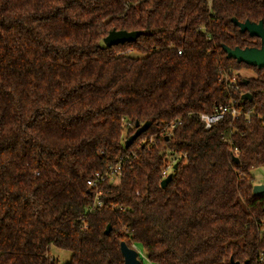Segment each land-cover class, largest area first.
I'll use <instances>...</instances> for the list:
<instances>
[{"label": "trees", "instance_id": "1", "mask_svg": "<svg viewBox=\"0 0 264 264\" xmlns=\"http://www.w3.org/2000/svg\"><path fill=\"white\" fill-rule=\"evenodd\" d=\"M232 18L264 24V0H0V264H123L122 241L152 264H256L264 67L226 57L260 45ZM110 30L141 34L107 47ZM230 99L241 113L205 130Z\"/></svg>", "mask_w": 264, "mask_h": 264}, {"label": "water", "instance_id": "2", "mask_svg": "<svg viewBox=\"0 0 264 264\" xmlns=\"http://www.w3.org/2000/svg\"><path fill=\"white\" fill-rule=\"evenodd\" d=\"M233 24L238 27L239 32H247L251 37H258L260 39V45L257 47H244V48H230L226 45H222L223 52L226 53L227 58L234 59L237 63L243 62L246 65L253 66L255 68L264 67V24L262 20L258 22H251L249 20L238 22L236 19L232 18ZM141 34L140 31H116L110 30L108 34L102 39L105 46L123 44L125 41H135L136 38ZM243 98L250 99V94L248 92L242 95ZM150 122H145L143 125L138 126L136 123L137 129L133 134L128 136V139L124 142V145L128 147L129 144L137 138L138 135L144 132L147 129ZM235 162L238 161L236 157L233 158ZM176 168V164H173V169ZM171 180V174H168L164 177L160 186L165 187L167 183ZM253 194L264 195V182L261 184H255L252 188ZM110 225H107L104 229V234H107L110 231ZM119 251L123 257V264H142V262L137 258V253L134 249L129 248L125 242H120ZM245 261L240 263L235 261L232 257L229 259V264H247Z\"/></svg>", "mask_w": 264, "mask_h": 264}, {"label": "built area", "instance_id": "3", "mask_svg": "<svg viewBox=\"0 0 264 264\" xmlns=\"http://www.w3.org/2000/svg\"><path fill=\"white\" fill-rule=\"evenodd\" d=\"M221 76L228 86L233 87L234 90H238V86L236 85L237 77L232 71L227 73L226 71L221 70ZM240 113L241 112L237 106V102L234 99H230L228 103L214 107L213 110L210 111L209 113H200L198 118L202 122L204 129L208 130L213 124L220 121L224 116L229 115L231 118H235ZM173 126L174 124H172L170 127L172 128ZM173 163H174V159L170 163H167V165L162 169L163 178L166 177L171 172V168H172L171 166ZM120 164H121V161H118L112 166H109L103 172L96 171L93 178L87 181L88 186L95 187L97 182H102V181H107L109 183H112V181L115 180V177H117L120 174ZM98 196H99V193L97 192L95 201L92 204V206L89 207V211H93L97 206H99ZM129 248H132L136 251L137 258L142 262V259L144 258V256L142 255V253H139V251L136 248V244L131 243ZM54 259L55 258L53 256L48 254V260L52 261ZM146 262H148L149 264H152L149 260H147V258H146ZM256 264H264V253L258 256V258L256 259Z\"/></svg>", "mask_w": 264, "mask_h": 264}, {"label": "rangeland", "instance_id": "4", "mask_svg": "<svg viewBox=\"0 0 264 264\" xmlns=\"http://www.w3.org/2000/svg\"><path fill=\"white\" fill-rule=\"evenodd\" d=\"M236 74L243 78H248L254 75V73L251 70L246 68H242L240 71H237ZM252 175L254 177L253 180L254 184H261L262 182H264V165H260L259 168L253 169ZM136 248L139 251V253H142V255L144 256V258L142 259V264H149L148 262H146V255L142 251L141 247L136 245ZM49 253L57 260L58 263L65 262L71 256L70 251L58 249L55 246L50 247Z\"/></svg>", "mask_w": 264, "mask_h": 264}]
</instances>
